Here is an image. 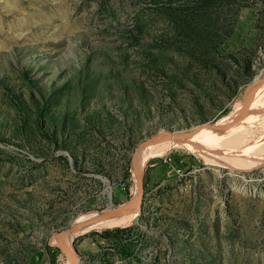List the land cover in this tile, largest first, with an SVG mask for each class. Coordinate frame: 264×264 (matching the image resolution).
I'll list each match as a JSON object with an SVG mask.
<instances>
[{
    "label": "rangeland",
    "instance_id": "1",
    "mask_svg": "<svg viewBox=\"0 0 264 264\" xmlns=\"http://www.w3.org/2000/svg\"><path fill=\"white\" fill-rule=\"evenodd\" d=\"M262 71L264 0H0V264H69L55 232L133 199L140 143L238 117L252 130L148 160L139 212L70 246L76 264H264Z\"/></svg>",
    "mask_w": 264,
    "mask_h": 264
},
{
    "label": "bare ground",
    "instance_id": "2",
    "mask_svg": "<svg viewBox=\"0 0 264 264\" xmlns=\"http://www.w3.org/2000/svg\"><path fill=\"white\" fill-rule=\"evenodd\" d=\"M263 77H264V74H262L259 78L261 79ZM258 93H259V96H262V100L260 101V99H258V100L256 99V102L254 104H252L254 106L253 107L251 106L249 115L247 117L249 120L257 118L259 116V114H261L260 110L264 108V86L259 88ZM238 119H239V117L235 118V119L228 120L226 122V124H221V125H216V126L213 125L216 128H219L220 129L219 131H215L212 129H206L197 135H189L187 138H185L184 140H181V141H173L172 138L174 136V133L172 134V133H169L167 131L162 132V133H160L159 136H157L158 133L160 132L159 131L155 136L151 137L148 140V142H150V143H147L146 145H144L134 156L132 169L134 170V173H135V181H136V187H137V190H135V195L132 199L134 203L131 206L123 209L122 215L106 218V219L101 220L97 223L86 226V227L82 228L80 230V232H85L86 230H88L89 228H92V227H97V226L101 227V226H107V225L115 224L118 221H122V220H125L126 218H128L127 217L128 215L136 213V211L138 210L137 204L135 202L136 198H137V194H138V184H137L136 175L141 174V171H142L143 167L145 166L146 162L148 160H150L152 157L163 153L167 147L173 146V145L184 144L187 146L200 148L201 146H203V144L201 142L206 141V140L213 142L217 138H220L219 136H222L220 134H224L225 132H229L230 129H236V128L242 126V125H237ZM207 125L208 124L203 125V126H207ZM203 148H204V146H203ZM106 212H102L100 214L89 213V214L80 215V216H78V218L76 220H74L71 223L70 227H71V229H73L77 225L85 222L86 220L95 218L97 216H101L102 214H106ZM53 239H54L55 245L58 246L59 248H61V250L65 251V253L68 255L69 264H76V259L72 255L71 246H70V239L71 238L70 237H60V239L58 240V239H56V237L55 238L53 237ZM51 243H53V242H51Z\"/></svg>",
    "mask_w": 264,
    "mask_h": 264
},
{
    "label": "water",
    "instance_id": "3",
    "mask_svg": "<svg viewBox=\"0 0 264 264\" xmlns=\"http://www.w3.org/2000/svg\"><path fill=\"white\" fill-rule=\"evenodd\" d=\"M263 73L260 72L259 73V76H261ZM259 127V126H258ZM206 129H212V130H215V131H219L220 129L219 128H216L215 126H213V124L211 123H208L207 126H196L195 128H192L188 131H181V132H173V131H167L169 133H174V136L172 138L173 141H181V140H184L185 138H187L189 135H197L199 134L200 132L206 130ZM242 130H252V128H236V129H230V131H234V132H240ZM150 139V138H149ZM145 140L144 142L140 143L134 150V153L131 155L132 156V163L131 165L133 164V160H134V156L135 154L144 146L146 145L147 143H150L148 142V140ZM136 178H137V184H138V194H137V198H136V204H137V208H138V212H139V205H140V201H141V197H142V192H143V186H142V176L140 174H137L136 175ZM133 200L131 199L130 201L128 202H125L124 204H122L120 207L118 208H110L108 209V211L106 212V214H102L101 216H97L95 218H92V219H89V220H86L85 222L77 225L76 227H74L73 229H71V227H67L61 231H56L55 232V237L56 239H60V237H72L76 234H78L80 232V230L86 226H89V225H92L94 223H97L101 220H104L106 218H110V217H115V216H119V215H122V211L123 209L131 206L133 204ZM136 212V213H138ZM102 213V212H101ZM61 249V248H60ZM71 249L73 250V252H75L74 248L71 246ZM63 251V250H62ZM63 253L65 254V256L68 258L69 260V257L68 255L65 253V251H63Z\"/></svg>",
    "mask_w": 264,
    "mask_h": 264
}]
</instances>
